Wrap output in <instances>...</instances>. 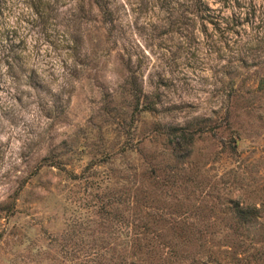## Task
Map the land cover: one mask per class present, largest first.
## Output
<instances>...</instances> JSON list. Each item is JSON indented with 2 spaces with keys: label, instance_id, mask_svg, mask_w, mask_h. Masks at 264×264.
Returning <instances> with one entry per match:
<instances>
[{
  "label": "rangeland",
  "instance_id": "1",
  "mask_svg": "<svg viewBox=\"0 0 264 264\" xmlns=\"http://www.w3.org/2000/svg\"><path fill=\"white\" fill-rule=\"evenodd\" d=\"M6 1L0 45L15 30L24 57L14 76L0 66V264H64L69 218L98 219L141 172L175 167L173 129L194 134L187 203L201 204L202 179L212 186L210 209L187 215L210 224L204 245L183 250L264 264V0H49L43 17Z\"/></svg>",
  "mask_w": 264,
  "mask_h": 264
},
{
  "label": "trees",
  "instance_id": "2",
  "mask_svg": "<svg viewBox=\"0 0 264 264\" xmlns=\"http://www.w3.org/2000/svg\"><path fill=\"white\" fill-rule=\"evenodd\" d=\"M5 1L0 0V25L3 16L10 10ZM95 1L100 3L99 0ZM24 2L34 9L39 17L45 16L43 10L49 7V0ZM13 31V35L9 33L3 37L5 39H1L7 41L8 46L4 43L0 45V66L7 65L10 76L16 73L14 63L24 57L21 45H15L16 31ZM137 100L139 105L140 98L137 97ZM143 108L141 113H151L154 111V104H146ZM173 130L164 137L167 153L176 163L173 169H163L160 170L161 174H158L159 170L150 171L147 168L139 177L132 180L129 189L109 194L107 201L102 202L100 210L95 213L98 219L86 218L82 214L69 218L66 223L67 229L64 231V264H208L203 258H198L197 253L192 256L186 254L182 244L190 242L204 245L203 229L204 226L208 228L210 224L189 222L187 215L191 212L201 215L210 209L206 204L210 199V193L204 191L207 187L212 189V186L205 178L202 179L199 187L203 190L201 189L197 200L203 205L187 203L192 201L190 191L196 181L184 171L191 166L193 168V163L187 160L194 152V134L186 130ZM124 149L131 150L126 146ZM41 165L59 164L49 162L46 158L42 160ZM93 167L94 164L88 166L82 176ZM72 178L80 179L81 176L72 174ZM27 179L19 182L15 196H9L11 201L4 209L8 217L15 215L17 196L28 184ZM110 180L108 178L105 181ZM148 184H152L153 189L148 188ZM166 189L172 191L173 198L178 200L173 204H167L168 208L160 206L161 196ZM237 211L239 214L249 215V210L243 207L237 206ZM178 214L181 215L179 219ZM219 231L224 232L223 229ZM190 235L194 238L191 239Z\"/></svg>",
  "mask_w": 264,
  "mask_h": 264
}]
</instances>
